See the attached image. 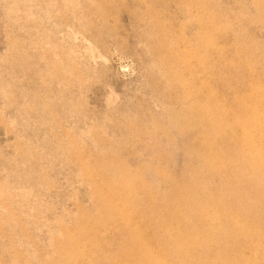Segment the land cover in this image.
<instances>
[{
    "label": "rangeland",
    "instance_id": "1",
    "mask_svg": "<svg viewBox=\"0 0 264 264\" xmlns=\"http://www.w3.org/2000/svg\"><path fill=\"white\" fill-rule=\"evenodd\" d=\"M0 264H264V0H0Z\"/></svg>",
    "mask_w": 264,
    "mask_h": 264
}]
</instances>
